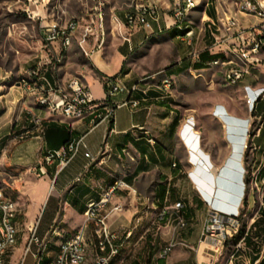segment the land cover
<instances>
[{
  "label": "crops",
  "instance_id": "1",
  "mask_svg": "<svg viewBox=\"0 0 264 264\" xmlns=\"http://www.w3.org/2000/svg\"><path fill=\"white\" fill-rule=\"evenodd\" d=\"M137 2L108 6L102 2L104 8H95L94 19L76 20L82 27L95 20L96 33L102 29L104 36L90 37L80 46L79 32L71 40L56 77L64 87L79 79L96 101L109 100L116 105L129 99L140 102L137 108H117L111 125L101 124L90 130L89 120L49 116L46 110L38 106L36 93L23 86L16 87L17 90H0V106L3 107L0 110V187L17 206V245L8 257L7 264H27L29 255L32 256L30 264H36L35 248L26 252L31 230L36 225L41 238H50V247L43 256L44 264L53 261L58 254L59 244L63 242L57 239L65 233L79 230L86 220L88 205L102 199L117 180L126 182L130 189L119 190L105 209L108 225L117 234L116 245L120 249L118 258L112 264H214L218 257L216 247L199 242L208 214L215 210L226 215H237L241 211L246 192L243 153L249 137L250 122L246 119H229L221 111L224 119L217 121L222 127L223 137L228 136L230 140L238 142L233 151L237 157L234 163L236 174L232 179L225 178L233 190L222 186L225 198L219 199V203H215V198L212 201L204 198L208 209L204 207L201 213L198 209L203 204L198 202L192 184L195 183L196 174L191 173L196 164L191 155V151H194L191 146L196 143V138L182 134L186 124L175 129L171 85L164 83L166 80L171 82L173 76L154 70L160 62L152 61V46L159 37L174 30L179 34L178 38H184V34L172 26L171 15L166 12H161L158 21L151 20V27L147 30L140 26L129 27L126 15ZM146 2L164 10L175 8L181 0H174V3L172 0ZM220 15L218 6L209 0L204 4L203 24L200 26V29L204 28V34L200 30L193 39L194 44H189L191 56L202 52L212 43L209 21L218 22ZM200 39L204 47L196 51ZM184 51L185 48L174 54L176 64L184 58ZM163 61V68H166V59ZM262 69L264 66L241 83L244 91L246 87L254 90L264 88V83L258 80ZM49 77L52 75L49 74ZM108 82V87L111 84L128 88L138 85L140 91L132 95L127 92L116 93L110 97L106 88ZM1 86L0 89L3 88ZM263 101L264 94L255 107ZM12 113L14 115L11 118ZM33 115L45 119L42 127L34 128L31 121ZM225 122L239 129L227 133ZM21 132L28 134L15 138L14 134ZM81 139L83 141L78 153L68 164L57 159L46 167V175L38 177L39 168L45 165L50 150H60ZM252 141L258 153H264V122ZM197 144L202 149L201 140ZM185 149H188L190 157L184 155ZM88 152L95 161L85 156ZM201 153L208 166L213 168L212 157L207 152ZM230 153L229 145L218 150V156L222 159L228 158ZM230 200L234 204H230ZM49 202L57 208L56 216L50 228L41 234L43 209ZM178 203H182L180 210L175 207ZM118 206L119 209H115ZM260 212L246 233L250 234L252 241V245L247 246L248 252H244L249 255L248 264H264V218L259 221ZM180 215L188 223L185 229L177 226ZM237 231L234 230L231 237ZM91 234L92 228L87 231L88 237ZM171 242H175L176 246L167 258H161L162 250ZM95 261L96 250L89 247L84 264H95Z\"/></svg>",
  "mask_w": 264,
  "mask_h": 264
},
{
  "label": "rangeland",
  "instance_id": "2",
  "mask_svg": "<svg viewBox=\"0 0 264 264\" xmlns=\"http://www.w3.org/2000/svg\"><path fill=\"white\" fill-rule=\"evenodd\" d=\"M133 1L135 0H0V85L3 87L0 89L1 92L10 88L17 90L16 87L19 86V82L29 77V72L36 68L41 58L44 57L41 48L42 25L52 21L64 24V22L70 20H82L83 18L87 21L91 18L94 19L95 8L97 7L104 8V4H107V6L110 4L127 5V2L133 3ZM197 1L200 4L197 11L191 12L186 18V21L190 22L189 24L194 30L193 39L198 36L200 30L204 34V28H200L203 24V7L208 0ZM234 1L209 0L214 6L219 7L221 15L223 11L232 13L235 7ZM102 2L104 4H101ZM172 2L174 3V0ZM173 8L161 9V11L171 15ZM192 43L194 44V40ZM192 43L183 42L178 38L175 30L172 33L165 32L152 46L154 50L152 61L160 62V65L154 70L164 71L168 76H173L170 90L173 94L172 108L175 112V129H180L186 124L188 128L187 126L184 127L182 134L186 136L187 133L191 132L190 136L196 138V143L193 147L191 146L194 148L191 155L196 160L194 170L191 173L196 174V179H194L196 184H192L195 186L194 192L198 202L203 204L198 209L202 213L204 207L208 209V204L204 202V198L208 201L215 198V203H219L217 198L223 195L219 191L223 190L222 186L225 185L228 190H233V186L227 183L225 178L232 179L236 174L234 163L237 157L233 151L238 142L230 140L228 136L223 137L222 127L217 121L224 119V114H221V111L229 119L248 120L250 122V134L253 131L258 132L264 122V101L257 108H252L247 104L243 89L244 85L241 83L236 86L229 85L218 69L203 68L200 71V69L193 67L194 60L188 51V47L191 46L189 44ZM203 47L204 44L200 39L196 44V51L201 50ZM183 48H185L184 58L179 64H176L174 54ZM76 58L80 59L81 57L77 56ZM164 58L166 59V68H163ZM261 72L258 80L264 83V69ZM2 108L0 106V110ZM13 115L12 113L11 118ZM225 124L227 133L239 129L238 126L234 127L226 122ZM18 134L15 133L14 136ZM200 140L202 149L197 144ZM225 145H229L231 153L228 158L222 159L218 156V150ZM201 151L207 152L212 157L214 161L212 169H209L205 156ZM183 153L190 157L188 149H185ZM243 161L246 171L245 200L247 203L243 204L239 213V216L240 214L242 216L237 227V234L224 240L222 236L214 234L211 236V234L204 232L207 225H212L214 213L222 215L221 212L213 210L207 216V222L204 224L199 239L200 243H207L216 247L218 257L214 264H248L249 255L244 253L248 250L242 239L248 232L252 220L259 216L260 209L264 207V153H258L250 136L243 153ZM196 168L200 169L199 172H195ZM229 203L234 204L231 200ZM217 207L219 208L218 205ZM56 210L57 208L52 202L45 205L41 219V234H44L50 228L56 216ZM74 233H65L57 241L62 242ZM203 233L205 234L203 235ZM53 244L55 242L52 243V246H54ZM233 254L234 257H232ZM31 258V255L27 257V264H30Z\"/></svg>",
  "mask_w": 264,
  "mask_h": 264
},
{
  "label": "built area",
  "instance_id": "3",
  "mask_svg": "<svg viewBox=\"0 0 264 264\" xmlns=\"http://www.w3.org/2000/svg\"><path fill=\"white\" fill-rule=\"evenodd\" d=\"M197 0H181L175 8L172 9L171 18L172 26H183V19H186L191 12L199 6ZM232 13L223 11L220 15L223 19V26H215L212 21V43L205 47L202 52L192 56L196 62L203 64L204 68L209 66H218L220 69H228L231 75L232 86L235 83H242L247 77L253 76L259 68L264 66V0H235ZM161 8L155 4H150L144 0H138L133 10L126 15V21L129 27H133V21H140V28L149 29L151 20L158 21L161 16ZM102 21V19L100 20ZM95 20L90 21L83 27L79 21L70 20L65 24L53 21L41 26L42 44L41 48L45 56L32 69L29 74H36L43 82V91L41 93L40 103H47L48 114L51 117L63 118L67 120L84 121L89 120L90 130L95 129L101 124L111 125L115 118V112L120 107L137 108L140 106L138 100H127L122 104H113L109 100L96 101L93 99L89 89L76 79V84L64 87L57 81V75L65 59V52L70 48V41L74 40L80 32V46L88 41L90 37L101 35L104 32L101 29L96 33ZM82 29V31H81ZM193 32H186L183 42L192 43ZM102 44V43H101ZM205 53L208 59L201 61L200 55ZM231 54H242L244 57V66H237L231 61ZM49 74L52 77H49ZM166 85L171 82L166 80ZM109 85V82H108ZM30 90L27 85H21ZM140 91L138 85L128 88L124 85L116 84L108 87V95L111 97L116 93H129L132 95ZM264 94V88L254 90L246 87L245 98L247 104L256 106L257 102ZM32 124L37 129L39 122H45V119L38 115L32 116ZM21 132L16 137H22ZM83 139L69 143L65 148L60 150H50L45 158V165L39 168L38 177L47 174L46 167L54 164L55 160H61V163L68 164L70 160L78 153ZM85 156L91 161L96 159L91 153ZM130 189L129 185L123 180H117V187H110L109 192L99 201L91 202V210L86 213V220L83 227L92 228V239L96 249V264H107L109 256L117 253L119 246L116 245L118 236L112 232L108 222V214H105L107 204L111 197L116 195L119 190ZM177 209L182 208V203L175 206ZM115 209H119V206ZM97 212H104V221H97ZM14 213L11 208V200L2 201L0 199V264H7V259L14 247ZM212 225H207L204 232L211 236H222L225 240L231 238L234 230H238L239 214L232 216L214 213ZM99 222H107V234H98ZM188 223L180 215L177 218V226L185 229ZM81 228L77 230L64 244H59L58 255L48 264H82L81 254ZM212 231V232H211ZM32 234L28 241L26 252H31L35 248L34 256L36 264H44L43 256L50 247V238H41L37 233V225L32 228ZM205 233H203L204 235ZM244 241V238L242 239ZM175 242H171L162 250L161 258H167L174 247Z\"/></svg>",
  "mask_w": 264,
  "mask_h": 264
},
{
  "label": "bare ground",
  "instance_id": "4",
  "mask_svg": "<svg viewBox=\"0 0 264 264\" xmlns=\"http://www.w3.org/2000/svg\"><path fill=\"white\" fill-rule=\"evenodd\" d=\"M214 25L215 26H223V19L221 18L218 22L214 23ZM133 26H138L139 27L140 26V21H133ZM174 28L178 32L183 33L184 34L183 37L185 36L186 32H193L194 31L193 28L191 27V25H189L187 23L186 19H183V26H174ZM208 28L211 31V35H212V23H209V27ZM70 44H71V41H70ZM231 61L235 62L237 64V66H244V57L242 56V54H231ZM209 68L218 69L219 70L218 66H209ZM219 71L224 75L225 81L229 85H232V79H231L230 73H228V69H220ZM74 84H76V80H73L70 83H68V85H74ZM239 84L240 83H235V84H233V86H236V85H239ZM21 85H27V87H29L32 92L36 93L38 106H40L41 108L46 110V112H48L47 103H40V101H41V93H38V92H42L43 91V82H41V80L39 79V76L36 75V74H29V77L21 80ZM250 106L252 107V105H250ZM42 126H43V122H39L38 125H37V127H42ZM190 134H191V132L187 133L186 136L188 137V136H190ZM193 135H195V134L193 133ZM209 169H212V168L209 167ZM199 170L200 169L196 168L195 172H199ZM111 187H117V181ZM219 191L222 192V194L225 193L222 190H219ZM6 196L7 195L5 194L3 189L0 187V199L2 201H9V199ZM224 198H225V196H223V198L220 196L219 199L222 200ZM11 208H12V211L15 212L14 213V231H16V232L14 233V247H16V245H17V229H16V225H15V219H16V216H17V206H16V203L14 201H12V200H11ZM90 210H91V203L88 205L86 213H89ZM97 221H104V212H97ZM89 229H90V227L81 228L82 264H84L86 262L88 248L89 247H94L92 234H91V237H88V235H87V231ZM98 234H107V222H99V224H98ZM66 240H68V239H66ZM64 243H65V240L61 244H64ZM94 250H96L95 247H94ZM119 254H120V249H118L117 253L112 254L111 256H109V258L107 260V264H112L114 259L116 257L118 258ZM95 264H96V261H95Z\"/></svg>",
  "mask_w": 264,
  "mask_h": 264
},
{
  "label": "trees",
  "instance_id": "5",
  "mask_svg": "<svg viewBox=\"0 0 264 264\" xmlns=\"http://www.w3.org/2000/svg\"><path fill=\"white\" fill-rule=\"evenodd\" d=\"M206 59H208V55L205 54V53H202V54L200 55V60H201V61H204V60H206ZM193 67H195V68L198 69V70L204 68L203 64H201V63H199V62L194 63ZM106 88H108V83L106 84ZM256 134H257V132H256V131H253V132H251V133L249 134V136H250L251 138H253ZM246 203H247V201L244 200V204H246ZM260 214H261V218L259 219V221H261V219L264 218V208L262 209V211L260 212ZM241 216H242V214H240L238 220H241ZM255 224H257V222H256ZM237 232H238V231H237ZM240 233H243V232H240ZM236 234H237V233H236ZM236 234H235V235H236ZM235 235H234V236H235ZM234 236H233V237H234ZM231 238H232V237H231ZM244 242H245L246 246L252 245V241H251V239H250V234H247V235L244 236Z\"/></svg>",
  "mask_w": 264,
  "mask_h": 264
},
{
  "label": "water",
  "instance_id": "6",
  "mask_svg": "<svg viewBox=\"0 0 264 264\" xmlns=\"http://www.w3.org/2000/svg\"><path fill=\"white\" fill-rule=\"evenodd\" d=\"M224 190V189H223ZM217 200H219V198H217ZM232 216H235V215H232Z\"/></svg>",
  "mask_w": 264,
  "mask_h": 264
}]
</instances>
